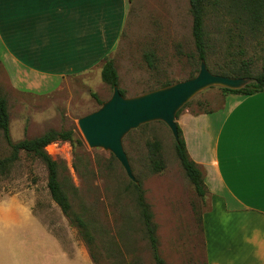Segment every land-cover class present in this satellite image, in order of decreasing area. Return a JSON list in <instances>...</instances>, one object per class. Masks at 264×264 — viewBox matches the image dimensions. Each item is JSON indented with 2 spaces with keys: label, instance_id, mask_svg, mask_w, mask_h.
<instances>
[{
  "label": "rangeland",
  "instance_id": "374dc122",
  "mask_svg": "<svg viewBox=\"0 0 264 264\" xmlns=\"http://www.w3.org/2000/svg\"><path fill=\"white\" fill-rule=\"evenodd\" d=\"M242 26L223 8L208 10L205 30L210 48L206 64L211 70L218 71L239 59L249 61L254 73L264 67V21L253 33ZM146 53L152 54L151 67ZM109 56L118 73V87L127 97L164 81L174 83L196 74L188 0L129 1L121 39ZM3 72L0 68V96L7 100L12 141L33 138L49 129H71L81 140V144L55 141L45 150L59 163L58 179L72 211L85 221L90 241L87 244L77 226L51 199L45 165L25 151L0 172V240H45L38 223L21 211L24 206L58 240H78L87 246L96 264H157L131 180L110 151L88 146L77 124L80 117L101 105L92 92L100 101L112 94L99 69L68 78L46 95L15 91ZM226 94L220 86L208 87L194 95L186 108L218 107ZM155 139L161 146L163 168L159 171L153 170L147 147V141ZM122 145L152 211L163 264H205L200 216L209 205V197L206 193L200 197L186 177L169 128L159 120L142 124L123 136ZM9 154L10 147L0 131V159Z\"/></svg>",
  "mask_w": 264,
  "mask_h": 264
},
{
  "label": "crops",
  "instance_id": "0c3cea01",
  "mask_svg": "<svg viewBox=\"0 0 264 264\" xmlns=\"http://www.w3.org/2000/svg\"><path fill=\"white\" fill-rule=\"evenodd\" d=\"M129 0H0V68L18 92L46 95L99 69L119 43ZM101 77V76H100ZM55 84L56 86H53ZM201 105V104H200ZM203 173L205 264H264V91L228 93L215 108L176 117ZM0 240V264H96L78 240Z\"/></svg>",
  "mask_w": 264,
  "mask_h": 264
},
{
  "label": "trees",
  "instance_id": "16d2710c",
  "mask_svg": "<svg viewBox=\"0 0 264 264\" xmlns=\"http://www.w3.org/2000/svg\"><path fill=\"white\" fill-rule=\"evenodd\" d=\"M188 2L189 11L192 17V37L198 68L201 60L206 62L210 48V38L205 30V16L209 9H225V13L232 14L234 16V21L242 24L248 33L258 31L260 29V25L264 21V0H188ZM239 36L242 37V32L239 33ZM239 51L242 52V50ZM145 59L151 67L152 54L146 53ZM209 70L211 69L209 68ZM196 71H198V69ZM213 72L232 77H248L250 79L249 83L239 89L220 87L224 93L251 94L254 92L264 91V67L254 73L251 68V64L245 59L234 60L224 64L218 71ZM194 75L195 74L192 73L189 78ZM100 76L101 80L111 88L119 83L116 67L109 55H106L102 59ZM170 84H172V82L164 81L150 90ZM119 90L124 95V91L121 88H119ZM91 95L100 104L103 102L98 99L96 93L92 92ZM188 103L189 101L176 112V117L180 111L188 105ZM177 128L178 140H174V150L176 156L186 177L192 183L196 193L203 198L206 193L203 173L197 164L189 157L181 128L178 125ZM0 131L4 140L10 147V154L0 159V172H4L8 167H10V165L18 160L20 151H25L39 159L45 165L47 170V188L51 199L69 219V222L77 226L85 241L89 244L90 236L86 231V223L78 214L72 211L69 198L58 179L59 163L45 150V147L48 144L55 141H68L71 144H81V140L79 138H75L74 131L71 129H49L36 137L23 138L14 142L10 136L8 106L7 100L4 96H0ZM147 147L151 156L152 168L155 171H159L163 168V163L160 158V142L156 139L149 140L147 141ZM130 186H132V189L135 191L136 203L139 207L140 217L144 227L143 229L150 244L153 257L157 264H163V260L158 254L157 237L155 234L156 227L153 222V214L145 199L142 183L139 180H137V182L130 181Z\"/></svg>",
  "mask_w": 264,
  "mask_h": 264
},
{
  "label": "water",
  "instance_id": "95a60500",
  "mask_svg": "<svg viewBox=\"0 0 264 264\" xmlns=\"http://www.w3.org/2000/svg\"><path fill=\"white\" fill-rule=\"evenodd\" d=\"M249 81L248 77L215 74L201 60L193 77L138 95L127 97L120 92L118 85H114L111 96L96 110L80 117L77 124L88 146L110 151L128 178L137 182L122 145L126 133L159 120L169 128L174 140H178L176 112L194 95L211 86L239 89Z\"/></svg>",
  "mask_w": 264,
  "mask_h": 264
}]
</instances>
